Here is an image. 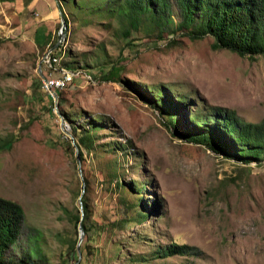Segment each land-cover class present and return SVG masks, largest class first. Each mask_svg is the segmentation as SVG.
Wrapping results in <instances>:
<instances>
[{
  "label": "rangeland",
  "instance_id": "374dc122",
  "mask_svg": "<svg viewBox=\"0 0 264 264\" xmlns=\"http://www.w3.org/2000/svg\"><path fill=\"white\" fill-rule=\"evenodd\" d=\"M8 1L0 0V143L12 140L0 150V195L25 213L9 255L37 247L52 264H264V160L244 163L185 136L192 115L211 106L263 120L264 55L216 49L212 36L171 27L159 36L146 16L127 36L117 0L62 5L69 24L48 46L22 32ZM48 48L57 65L44 58ZM113 65L124 82L103 79ZM55 66L94 80L48 89ZM173 243L191 253L163 255Z\"/></svg>",
  "mask_w": 264,
  "mask_h": 264
},
{
  "label": "trees",
  "instance_id": "16d2710c",
  "mask_svg": "<svg viewBox=\"0 0 264 264\" xmlns=\"http://www.w3.org/2000/svg\"><path fill=\"white\" fill-rule=\"evenodd\" d=\"M173 1L178 6L177 11L180 16V20L175 23ZM58 2L67 27L69 21L62 5L75 4L71 0H58ZM116 2V8L112 10L117 11L124 24L129 25L125 30L127 36L131 26L138 25L146 16L158 29L159 36L171 27L172 29H169L171 32L180 30L194 40L212 36L213 47L216 49H229L250 57L264 55V0H117ZM80 7L88 10L83 7V2ZM121 70L122 67L119 65H113L103 75V79L124 82ZM164 94L163 89L159 88L158 95ZM157 102L164 106L163 99ZM169 115L170 126L178 130L181 124L179 119L175 114ZM191 122L193 131L189 136L185 134L190 141L206 144L214 152L244 163L264 160V118L260 122L245 121L234 109L211 106L201 112L197 110L192 115ZM11 140L12 138L4 139L0 143V150L11 143ZM80 155L84 160L81 149ZM82 202L84 205L85 200L82 199ZM76 218L80 222L81 213H78ZM24 221L23 207L18 202L0 195V264H52L37 247L27 251L21 250L23 253L19 255H9V251L20 242ZM189 249L190 246L187 244L173 243L164 248L163 255L191 253Z\"/></svg>",
  "mask_w": 264,
  "mask_h": 264
},
{
  "label": "crops",
  "instance_id": "0c3cea01",
  "mask_svg": "<svg viewBox=\"0 0 264 264\" xmlns=\"http://www.w3.org/2000/svg\"><path fill=\"white\" fill-rule=\"evenodd\" d=\"M4 3L8 10H13L26 36L36 37L39 44L52 45L63 14L58 0H9Z\"/></svg>",
  "mask_w": 264,
  "mask_h": 264
},
{
  "label": "built area",
  "instance_id": "2783aa9c",
  "mask_svg": "<svg viewBox=\"0 0 264 264\" xmlns=\"http://www.w3.org/2000/svg\"><path fill=\"white\" fill-rule=\"evenodd\" d=\"M47 58V60L50 62L51 65H57L59 63V56L55 53V50L53 48H48V50L44 53V58ZM55 70L59 71L60 76H54L51 72L46 77V86L49 89H64L67 87L77 76H85L87 77V81L94 80L92 75L90 73L85 74L80 69H67L64 67H59L52 70L55 72ZM55 74V73H54Z\"/></svg>",
  "mask_w": 264,
  "mask_h": 264
},
{
  "label": "water",
  "instance_id": "95a60500",
  "mask_svg": "<svg viewBox=\"0 0 264 264\" xmlns=\"http://www.w3.org/2000/svg\"><path fill=\"white\" fill-rule=\"evenodd\" d=\"M64 23H65V20H64L63 14H62V24L64 25ZM64 36H65V33H63V32L61 31L60 36H59V40H58V42H57V44H56L55 47H57V45L61 42L62 37H64ZM83 215H84V213H83ZM82 218H83V217H82ZM80 229H81V239H82V237H83V235H84V230H83V226H82V224L80 225ZM79 246H80V245H79ZM79 252H80V256H81L80 247H79Z\"/></svg>",
  "mask_w": 264,
  "mask_h": 264
}]
</instances>
